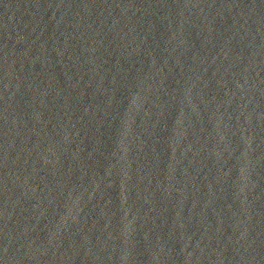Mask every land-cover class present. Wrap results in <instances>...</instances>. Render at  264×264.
<instances>
[{
    "label": "water",
    "instance_id": "95a60500",
    "mask_svg": "<svg viewBox=\"0 0 264 264\" xmlns=\"http://www.w3.org/2000/svg\"><path fill=\"white\" fill-rule=\"evenodd\" d=\"M264 55V0H0V264H94Z\"/></svg>",
    "mask_w": 264,
    "mask_h": 264
}]
</instances>
